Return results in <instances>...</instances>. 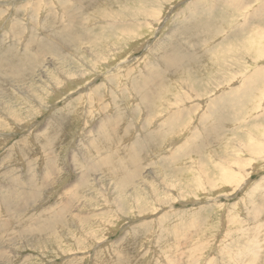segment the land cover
<instances>
[{"label":"rangeland","instance_id":"rangeland-1","mask_svg":"<svg viewBox=\"0 0 264 264\" xmlns=\"http://www.w3.org/2000/svg\"><path fill=\"white\" fill-rule=\"evenodd\" d=\"M135 1L0 0V264H264V0Z\"/></svg>","mask_w":264,"mask_h":264},{"label":"bare ground","instance_id":"bare-ground-1","mask_svg":"<svg viewBox=\"0 0 264 264\" xmlns=\"http://www.w3.org/2000/svg\"><path fill=\"white\" fill-rule=\"evenodd\" d=\"M72 1V0H71ZM125 1V0H124ZM135 1V0H134ZM262 1V0H261ZM110 2V1H109ZM115 2V1H114ZM119 2V1H118ZM120 2H122V1H120ZM136 2V1H135ZM184 2V1H183ZM182 2V3H183ZM77 3V2H76ZM116 3V2H115ZM125 3V2H124ZM192 3V2H191ZM62 4V3H61ZM78 4V3H77ZM80 4V3H79ZM111 4V3H110ZM136 4V3H135ZM174 4V3H173ZM211 4V3H210ZM142 5V4H141ZM170 5V4H169ZM59 6V5H58ZM83 6V5H82ZM91 6V5H90ZM101 6V5H100ZM216 6V5H215ZM63 7V6H62ZM65 7V6H64ZM63 7V8H64ZM99 7V6H98ZM103 7V6H102ZM170 7V6H169ZM208 7V6H207ZM68 8V7H67ZM86 8H87V6H86ZM212 8V7H211ZM71 9V8H70ZM166 9V8H165ZM168 9H170V8H168ZM80 10V9H79ZM98 10V9H97ZM167 10V9H166ZM67 11V10H66ZM65 11V12H66ZM164 11V10H163ZM77 12V11H76ZM166 12V11H165ZM248 12V11H247ZM74 13V12H73ZM72 13V14H73ZM87 13V12H86ZM89 13V12H88ZM97 13H99L98 11H97ZM103 13V12H102ZM50 14V13H49ZM65 14V13H64ZM77 14V13H76ZM94 14H96L95 12H94ZM100 14V13H99ZM98 14V15H99ZM68 15V14H67ZM75 15V14H74ZM89 15H90V13H89ZM97 15V14H96ZM97 15V16H98ZM106 15V14H105ZM105 15H104V17H105ZM109 15V14H108ZM161 15V14H160ZM48 16H51V15H48ZM81 16V15H80ZM91 16V15H90ZM43 17V16H42ZM45 17V16H44ZM74 17V16H73ZM92 17H94V16H92ZM108 17V16H107ZM112 17V16H111ZM115 17V16H114ZM161 17V16H160ZM221 17V16H220ZM77 18H78V16H77ZM90 19H91V17H89ZM68 19V18H67ZM113 19V18H112ZM116 19V18H115ZM122 19V18H121ZM82 20V19H81ZM92 20H93V18H92ZM91 20V21H92ZM107 21V20H106ZM163 21V20H162ZM90 22V21H89ZM112 22V21H111ZM114 22V21H113ZM149 22V21H148ZM147 22V23H148ZM152 22V21H151ZM66 23V22H65ZM69 23V22H68ZM80 23H82V22H80ZM79 23V24H80ZM110 23V22H109ZM119 23H121V22H119ZM20 24V23H19ZM49 24V23H48ZM84 24H85V22H84ZM112 24V23H111ZM51 25V24H50ZM67 25V24H66ZM69 25V24H68ZM81 26H79V27H82L83 25L82 24H80ZM115 25V24H114ZM154 26V25H153ZM157 26V25H156ZM263 26V25H262ZM13 27V26H12ZM19 27V26H18ZM85 27V26H84ZM101 27V26H100ZM106 27V29L108 30V34H110L109 33V31H111L112 30V28H111V30H109L110 29V27L111 26H105ZM63 28H65V27H63ZM121 28V27H120ZM154 28H155V26H154ZM61 29V28H60ZM100 29V28H99ZM86 30H89L88 28H86ZM126 30V29H125ZM63 30H61V32H62ZM94 30H91L90 32H93ZM104 31H106L105 29H104ZM120 31V30H119ZM18 32V31H17ZM56 32H58V31H56ZM123 32V31H122ZM13 33H14V31H13ZM49 33V32H48ZM59 33V32H58ZM89 33V32H88ZM94 33V32H93ZM114 33V32H113ZM53 34V33H52ZM107 34V35H108ZM167 34V33H166ZM103 35H105V34H103ZM111 36H113L112 34H110ZM118 35V34H117ZM122 35V34H121ZM124 35V34H123ZM17 36V35H16ZM15 36V37H16ZM47 36V35H46ZM59 36H61V35H59V34H55L54 36L52 35V39L51 40H48L47 38L45 39V40H40V42H39V46L43 49V51L44 52H46L47 53V51L49 52V51H51V52H54V54H57L58 55V53L60 52L59 51V47L58 46H56L54 43H53V40L55 41V39L56 38H59V39H62L61 37H59ZM111 36H106V37H111ZM146 36H148V35H146ZM168 36V35H167ZM215 36V35H214ZM49 37V36H48ZM80 37V36H79ZM114 38L116 37V36H113ZM49 38H51V37H49ZM67 39H66V41L67 42H70V39L72 40V42L73 43H76V38H74L73 36H67L66 37ZM84 38V37H83ZM88 38V37H87ZM95 38V37H94ZM120 38H122V37H120ZM146 38V37H145ZM1 39V38H0ZM32 39H34V38H32ZM31 39V40H32ZM86 39V38H85ZM97 39V38H96ZM99 39V38H98ZM117 39L118 38H116V40L115 41H117ZM9 40V39H8ZM81 40V39H80ZM84 40V39H83ZM91 40V39H90ZM105 40V39H104ZM103 40V41H104ZM213 40V39H212ZM233 40V39H232ZM37 41V40H36ZM51 41V42H50ZM79 41V40H78ZM86 41V40H85ZM140 41V40H139ZM96 42H100V40L99 41H96ZM106 42H107V40H106ZM101 43V42H100ZM117 43V42H116ZM123 43H124V41H123ZM79 44V43H78ZM102 44V43H101ZM109 44V43H108ZM228 44V43H227ZM61 45V44H60ZM70 45V44H69ZM93 45V44H92ZM96 45V44H95ZM94 45V46H95ZM98 45V44H97ZM130 45V44H129ZM193 45V44H192ZM102 46H103V44H102ZM110 47L112 46V45H109ZM121 46V45H120ZM244 46V45H243ZM242 46V47H243ZM69 47V46H68ZM74 47H75V45H74ZM105 47V46H104ZM116 47H119V46H116ZM125 47V46H124ZM97 48V47H96ZM100 48V47H99ZM127 48H129V47H127ZM234 48V47H233ZM92 49V48H91ZM109 49V48H108ZM112 49V48H111ZM119 49H120V47H119ZM122 49V48H121ZM192 49V48H191ZM47 50V51H46ZM69 50H72V48L71 49H69ZM74 50V49H73ZM94 50V49H93ZM107 50V49H106ZM125 50V49H124ZM130 50V49H129ZM42 51V50H41ZM98 51V50H97ZM99 51H100V49H99ZM110 51H112V50H110ZM121 51V50H120ZM123 51V50H122ZM126 51V50H125ZM25 52V58H28V57H34V53L32 54L31 52V54H28L27 53V51L25 50L24 51ZM92 52V51H91ZM107 52H108V50H107ZM106 52V53H107ZM124 52V51H123ZM122 52V53H123ZM75 53V52H74ZM105 53V52H104ZM117 53V52H116ZM118 53H120V52H118ZM131 53V52H130ZM71 54V53H70ZM77 54V53H76ZM108 54V53H107ZM109 54H110V52H109ZM61 55V54H60ZM106 55V54H105ZM112 55H115V54H112ZM119 55V54H118ZM13 56H15L16 57V59L18 60L17 62H16V66L17 67H19V71L20 72H23V71H27L28 69H27V66H29V64H22L21 63V61L18 59V57H17V55H14L13 54ZM59 56V55H58ZM62 56V55H61ZM96 56V55H95ZM21 57V55L19 56V58ZM72 57V56H71ZM117 57V56H116ZM128 57V56H127ZM54 58H55V56H54ZM59 58V57H58ZM107 58V57H106ZM29 59V58H28ZM103 59V58H102ZM121 59V58H120ZM120 59H118V60H120ZM129 59V58H128ZM67 60V59H66ZM82 60V59H81ZM135 60V59H134ZM147 60V59H146ZM68 61V60H67ZM66 61V62H67ZM105 61V60H104ZM114 61H115V59H114ZM60 62V61H59ZM110 62V61H109ZM108 62V63H109ZM113 62V61H112ZM126 62V61H125ZM146 62V61H145ZM144 62V63H145ZM108 63H105V64H108ZM116 63V62H115ZM55 64H56V62H55ZM104 64V63H103ZM73 65V64H72ZM109 65V64H108ZM107 65V66H108ZM120 65V64H119ZM100 66V65H99ZM34 67V66H33ZM60 67H64V66H60ZM109 67V66H108ZM121 67V66H120ZM104 68V67H103ZM102 68V69H103ZM54 69V68H53ZM59 69V68H58ZM72 69V68H71ZM73 69H75V68H73ZM105 69V68H104ZM110 69V68H109ZM165 69V68H164ZM69 70V69H68ZM70 71V70H69ZM73 71V70H72ZM77 73V72H76ZM232 73V72H231ZM66 74V73H65ZM70 74V73H69ZM79 74V73H78ZM85 74V73H84ZM80 75V74H79ZM62 76V75H61ZM64 76V75H63ZM83 76V75H82ZM66 77V76H65ZM79 77H81V76H79ZM229 77V76H228ZM64 78V77H63ZM76 78V77H75ZM74 78V79H75ZM84 78V77H83ZM208 78V77H207ZM71 78H69L68 80H70ZM73 79V78H72ZM101 79V78H100ZM206 79V78H205ZM6 80V79H5ZM67 80V79H66ZM83 80V79H82ZM104 80V79H103ZM78 81H80L79 80V78H78ZM83 81H85V79L83 80ZM207 81V80H206ZM2 82V81H1ZM66 82V81H65ZM71 82V81H70ZM75 82V81H74ZM173 82V81H172ZM78 83V82H77ZM81 83V82H80ZM80 83H78V84H80ZM85 83V82H84ZM69 86V85H68ZM137 86V85H136ZM141 86H143V83H142V85ZM140 86V88H143V87H141ZM187 86V85H186ZM112 87V86H111ZM138 87V86H137ZM146 87V86H145ZM73 88V87H72ZM180 88V87H179ZM139 89V88H138ZM137 89V90H138ZM144 89V88H143ZM150 89V88H149ZM148 90V89H147ZM218 90V89H217ZM169 91V90H168ZM202 91V90H201ZM181 92V91H180ZM167 93V92H166ZM174 93V92H173ZM176 93V92H175ZM178 93V92H177ZM182 93V92H181ZM63 94H65V93H63ZM170 94V93H169ZM147 96H148V94H147ZM142 98V97H141ZM162 98V97H161ZM171 99V98H170ZM174 99V98H173ZM163 100V99H162ZM169 100V99H168ZM195 100V99H194ZM197 100V99H196ZM198 100H200V99H198ZM3 103V102H2ZM200 103V102H199ZM3 105V104H2ZM29 106V105H28ZM179 106V105H178ZM185 106V105H184ZM99 107V106H98ZM103 110V109H102ZM188 111H189V109H188ZM198 111V110H197ZM263 112V111H262ZM5 115V114H4ZM161 116V115H160ZM27 120H28V118H27ZM17 121V120H16ZM13 123H14V121H13ZM27 123V122H26ZM162 125V124H161ZM6 130V129H5ZM181 130H183V129H181ZM181 130H179V131H181ZM226 137V136H225ZM138 142V141H137ZM133 143V142H132ZM137 145L138 146H141V142H138L137 143ZM255 145V144H254ZM136 146V145H135ZM134 146V147H135ZM249 146V145H248ZM256 146V145H255ZM92 147V146H91ZM258 147H259V145H258ZM44 148V147H43ZM133 148V147H132ZM138 148V147H137ZM175 151V150H174ZM264 153V152H263ZM263 153H261V154H263ZM257 154V153H256ZM255 154V155H256ZM259 154V153H258ZM132 158H134L135 159V154L133 155V157ZM238 158V157H237ZM89 159V158H88ZM194 161V160H193ZM251 161H253L252 159H251ZM99 163V162H98ZM237 163V162H236ZM244 163V162H243ZM86 164H89V163H87L86 162ZM185 164V163H184ZM235 164V163H234ZM23 165V164H22ZM223 165V164H222ZM51 166V165H50ZM181 166V165H180ZM231 166V165H230ZM91 167V166H90ZM94 167V166H93ZM97 167V166H96ZM102 167V166H101ZM151 167V166H150ZM227 167V166H226ZM251 173V172H250ZM5 176V175H4ZM233 177L235 178V174L233 173V170H226V169H224L222 172H221V174H220V178L222 179V180H226L225 182L228 184V183H231V181H232V179H233ZM246 179V178H245ZM136 180V179H135ZM44 181V180H43ZM79 181V180H78ZM179 181V180H178ZM241 181V180H240ZM8 182V181H7ZM98 182V181H97ZM191 182V181H190ZM200 182V181H199ZM241 182H243V181H241ZM224 183V182H223ZM246 183V182H245ZM107 184V183H106ZM197 184V183H196ZM226 184V185H227ZM244 184V183H243ZM247 184V183H246ZM183 185V184H182ZM193 185H195V184H193ZM198 185V184H197ZM190 186H192V185H190ZM228 186V185H227ZM184 187V186H183ZM194 187V186H193ZM200 187V186H199ZM241 187V186H240ZM190 188V187H189ZM37 189V188H36ZM233 189V188H232ZM206 191V190H205ZM143 192V191H142ZM15 193V192H14ZM21 193V192H20ZM224 193V192H223ZM47 194V193H46ZM142 194V193H141ZM203 194V193H202ZM11 195V194H10ZM198 196V195H197ZM21 198H22V196H21ZM27 198V197H26ZM9 199V198H8ZM16 199V198H15ZM4 200V199H3ZM13 199H11V200H7V202H8V206H9V209L10 208H12L13 206L11 205V201H12ZM189 201V200H188ZM6 202V203H7ZM184 202H186V201H184ZM24 203H25V200H24ZM3 204V203H2ZM4 205V204H3ZM30 205V204H29ZM5 207V206H4ZM7 207V206H6ZM60 208V207H59ZM16 209V208H15ZM8 211V210H7ZM12 211V210H11ZM45 211H47V210H45ZM59 211V210H58ZM9 212V211H8ZM55 212V211H54ZM50 213V212H49ZM49 215V214H48ZM47 215V216H48ZM59 215V214H58ZM46 216V217H47ZM60 218L62 217V216H59ZM56 218V217H55ZM95 218V217H94ZM8 221H9V219H8ZM55 221H56V219H55ZM54 221V222H55ZM1 222V221H0ZM6 222V221H5ZM57 222V221H56ZM100 222V221H99ZM43 223H45L43 226H46V224L48 225V221H46V222H43ZM51 225H54V224H52V222H51ZM50 225V226H51ZM232 225V224H231ZM49 226V225H48ZM49 226V227H50ZM48 227V228H49ZM1 228V227H0ZM80 229V228H79ZM117 229V228H116ZM81 230V229H80ZM33 237V236H32ZM194 237V236H193ZM179 240V239H178ZM169 242V241H168ZM31 243V242H30ZM16 247V246H15ZM51 247V246H50ZM50 253V252H49ZM66 254V253H65Z\"/></svg>","mask_w":264,"mask_h":264}]
</instances>
